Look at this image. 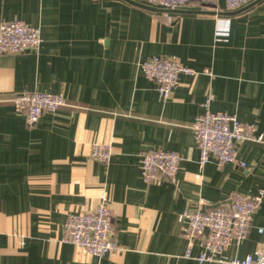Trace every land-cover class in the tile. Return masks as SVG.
<instances>
[{"label":"crops","instance_id":"0c3cea01","mask_svg":"<svg viewBox=\"0 0 264 264\" xmlns=\"http://www.w3.org/2000/svg\"><path fill=\"white\" fill-rule=\"evenodd\" d=\"M255 1L170 10L144 0H0V23L19 19L42 36L35 50L0 54V264H229L262 248L264 198L222 262H198L199 242L181 235L187 209L264 189V142L237 144L236 162L200 166L194 140L209 95L211 111L264 134V0ZM154 55L197 73L179 74L163 98L139 68ZM34 91L62 94L65 104L29 125L12 99ZM92 143L111 145L108 163L90 157ZM150 149L179 153L173 180H143ZM104 195L119 248L94 256L63 242L67 215Z\"/></svg>","mask_w":264,"mask_h":264},{"label":"built area","instance_id":"2783aa9c","mask_svg":"<svg viewBox=\"0 0 264 264\" xmlns=\"http://www.w3.org/2000/svg\"><path fill=\"white\" fill-rule=\"evenodd\" d=\"M148 5L175 10L195 2L204 5L216 4L220 0H144ZM253 0H223L229 10L239 9ZM42 42L39 27L13 19L0 23V54L35 50ZM140 71L152 80L163 98L169 97L178 85L179 74L195 75L193 68L184 65L175 57L154 55L139 63ZM203 72L211 75L208 68ZM209 95L201 104L203 111L195 118L194 140L199 151L200 166L211 159L217 165L237 161V144L252 141L264 142V134L254 124L242 123L233 114L211 111ZM16 112L25 116L29 125H34L42 113L53 112L65 104L62 94L48 92H22L12 99ZM112 155L110 144L92 143L90 157L108 163ZM181 157L173 150L150 149L141 154L140 170L144 181L173 180ZM242 167L244 162H240ZM264 198V189L254 194L237 192L227 204L209 206L205 210H186L187 224L181 235L191 246L197 240L202 251L198 262H222L221 254L232 244H239L247 237L254 212ZM203 205L209 204L207 201ZM257 231L264 232L258 227ZM113 219L109 198L104 195L91 210L69 213L64 222L62 241L84 249L91 255L104 256L119 248L112 240ZM190 248L188 250V253ZM229 264H264V245L243 258H234Z\"/></svg>","mask_w":264,"mask_h":264},{"label":"water","instance_id":"95a60500","mask_svg":"<svg viewBox=\"0 0 264 264\" xmlns=\"http://www.w3.org/2000/svg\"><path fill=\"white\" fill-rule=\"evenodd\" d=\"M257 1H259V0H257ZM257 1H255V2H257Z\"/></svg>","mask_w":264,"mask_h":264}]
</instances>
